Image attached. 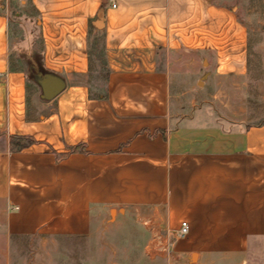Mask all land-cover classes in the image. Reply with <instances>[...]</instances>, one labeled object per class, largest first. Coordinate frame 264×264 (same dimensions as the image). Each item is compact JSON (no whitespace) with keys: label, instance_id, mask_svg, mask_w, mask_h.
Wrapping results in <instances>:
<instances>
[{"label":"crops","instance_id":"0c3cea01","mask_svg":"<svg viewBox=\"0 0 264 264\" xmlns=\"http://www.w3.org/2000/svg\"><path fill=\"white\" fill-rule=\"evenodd\" d=\"M247 59L219 0H0V264L20 238L108 231L137 247L124 264H264V122L194 96L200 64L216 80Z\"/></svg>","mask_w":264,"mask_h":264},{"label":"rangeland","instance_id":"374dc122","mask_svg":"<svg viewBox=\"0 0 264 264\" xmlns=\"http://www.w3.org/2000/svg\"><path fill=\"white\" fill-rule=\"evenodd\" d=\"M243 24L247 33V71L242 77L226 76L216 80L203 78L200 64L194 81L195 108L216 112L220 120L231 123L264 122V0H219ZM99 41V54L102 52ZM101 70L90 73L92 95L105 93L107 70L100 54ZM199 75V77H198ZM121 222V221H119ZM110 231L102 239L20 238L14 241L10 264H124L134 257L137 247L125 249L108 241ZM130 252H133L130 254ZM7 264V263H2ZM131 264H138L133 262Z\"/></svg>","mask_w":264,"mask_h":264},{"label":"water","instance_id":"95a60500","mask_svg":"<svg viewBox=\"0 0 264 264\" xmlns=\"http://www.w3.org/2000/svg\"><path fill=\"white\" fill-rule=\"evenodd\" d=\"M41 87L43 92L42 97L46 100H52L63 91L64 83L60 78L50 76L44 83H42Z\"/></svg>","mask_w":264,"mask_h":264},{"label":"built area","instance_id":"2783aa9c","mask_svg":"<svg viewBox=\"0 0 264 264\" xmlns=\"http://www.w3.org/2000/svg\"><path fill=\"white\" fill-rule=\"evenodd\" d=\"M189 231V225L186 221H183L181 223V228H180V237H185L188 234Z\"/></svg>","mask_w":264,"mask_h":264}]
</instances>
